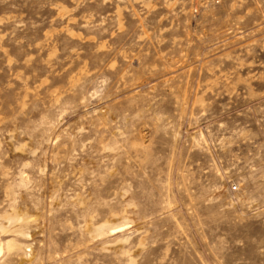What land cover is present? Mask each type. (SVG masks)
Listing matches in <instances>:
<instances>
[{"label":"rangeland","instance_id":"rangeland-1","mask_svg":"<svg viewBox=\"0 0 264 264\" xmlns=\"http://www.w3.org/2000/svg\"><path fill=\"white\" fill-rule=\"evenodd\" d=\"M0 264H264V0H0Z\"/></svg>","mask_w":264,"mask_h":264},{"label":"bare ground","instance_id":"bare-ground-1","mask_svg":"<svg viewBox=\"0 0 264 264\" xmlns=\"http://www.w3.org/2000/svg\"><path fill=\"white\" fill-rule=\"evenodd\" d=\"M2 251H3V248H2V245L0 244V255H1Z\"/></svg>","mask_w":264,"mask_h":264}]
</instances>
